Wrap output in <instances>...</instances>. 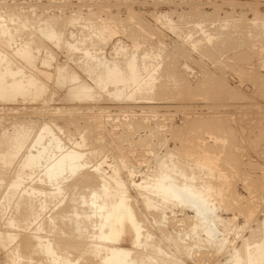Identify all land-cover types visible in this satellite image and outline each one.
Returning <instances> with one entry per match:
<instances>
[{"label":"rangeland","instance_id":"1","mask_svg":"<svg viewBox=\"0 0 264 264\" xmlns=\"http://www.w3.org/2000/svg\"><path fill=\"white\" fill-rule=\"evenodd\" d=\"M0 19V64L3 65L0 66L3 68L8 63L10 67L21 68L22 73L18 76L29 78L33 83L27 84L29 88L23 85V88L17 87L13 90L5 86L2 88L5 92L0 89V154L6 157L0 160V204L4 202L1 196L4 195L6 187L9 190L10 182L18 179L25 183L36 177L35 174L30 180L25 176L32 169L22 167L23 159L29 152L36 151L33 154H37L42 142L47 143V136L50 134L48 132L51 130L61 145L67 146L63 149L73 147L85 151L88 156L85 157L89 161L86 170L96 174V182L103 180L99 179L103 172L106 174L102 177L111 179L109 182L112 181V184L119 177L117 181L122 184L117 185L115 182L116 186H111L112 196H116L113 199L119 197L121 192L128 196L129 202L136 209L137 219L141 222L144 220L147 225L143 224L145 230L154 232V243H160L166 251L175 252L179 246L177 242L189 240L187 253L185 251L181 256L176 255L185 264H232L233 256L235 260H240V264H245V252L241 251L245 245L249 242L253 248L264 242V0H0ZM53 21L55 22L52 23ZM48 24L54 32L57 27V34L60 36L56 34L55 39L43 37L41 31L46 32L48 28L51 30ZM28 35L30 40L33 39L32 42L40 44L41 49L37 47V43H33L34 47L29 44L31 41L29 42ZM23 49H30L29 56ZM85 50L90 52L86 54ZM21 51L26 56L21 55ZM91 57H94V61ZM89 58L91 59L87 60ZM97 59L103 62L95 63ZM132 59L136 66L139 65L137 68L142 75L154 72L152 75L156 79L152 91L138 89L139 92H135L137 88L131 85L126 91L131 93L135 90L132 92L133 96L118 99L107 95L102 87L98 89L85 67L90 63L91 67L96 64L92 68L104 70L108 61L109 65L121 61L123 66L121 63L120 66L127 67ZM102 64L104 65L101 68ZM155 67H158V72L151 70ZM1 71L0 68V73ZM65 71L69 74L73 72L72 75L76 76L79 83L84 82L95 88V94L90 97L92 99L85 96L83 98L80 93L75 92L78 84L74 87L68 80H64ZM3 78L0 77V83L5 81ZM10 79L11 76L8 80ZM40 86L42 87L39 88ZM25 89L27 90L24 91ZM42 127L44 131H48H43L46 135L40 145H37L34 138ZM16 129L17 132H27L23 141L19 140V145L13 137ZM77 141H85V144L77 145ZM20 144L23 145L21 151ZM4 149H7V153ZM169 153L172 154L171 159ZM13 155L15 158L12 162ZM99 162L102 169L97 168ZM199 163H206V166L200 167ZM93 164L97 165L95 168L103 171L96 172ZM172 167L177 169L174 170L175 173ZM181 170H184L187 178L185 174L181 175ZM114 171L117 173L114 174ZM162 171H171L169 174H175L173 177L179 181H188L190 177L193 179L190 174H195L197 180L193 179L192 182L190 179V183L204 181L213 185V189L216 188L208 198L209 210H205L206 221L217 230L211 237L208 238L205 231L199 236H193V240L185 235L196 219L193 204L165 202V207L162 199L139 194L136 183H141L140 180H144L147 174L150 178ZM65 181L68 183V180H64L62 186H66ZM82 183H79L80 186ZM25 186L28 184H22V187ZM48 187L46 186V190ZM77 187L78 191L63 187L66 196L62 203L71 207L74 203L80 204L77 207L81 210L87 206L80 201V194H89L91 188L85 187V184L82 188ZM52 188L54 187L50 189ZM51 190L48 189L47 192H54ZM72 199L79 201L71 203ZM52 200L55 199L52 198L50 203L46 202L48 207L45 205L42 210V202L38 199L37 202H40L36 205V213L41 208L42 212L40 210L38 215H42V219L36 213L32 218L35 216L34 220L39 218L41 222L38 219L36 223L30 217L28 223L32 226L26 224L29 226L27 228L24 224L22 227H25L18 230L6 225L9 216L4 215H12L13 202L10 207L5 208L9 209V212L6 210L8 213L5 210L0 213V248H3L0 250V260L4 259L6 253L11 255V251H15L13 245H10L13 249L7 247L2 239L6 235L2 232L3 229L6 233L13 232L14 229L19 233L24 231L22 233L25 236L27 233L26 237L31 236L34 242L41 241L42 238L43 243L44 239L49 238V232L42 229L41 225L46 216L52 214L58 206L54 209L49 207L52 206ZM155 201L159 205L157 208ZM149 203L155 205L150 206ZM43 211L48 212L46 214ZM140 216L142 220L138 218ZM167 217L169 220H166ZM96 227L89 226L87 235L84 234L86 238L97 230L95 236L92 235L94 238L88 236L86 239L95 244L100 236ZM29 231H33V234L28 235ZM97 233L99 235L96 237ZM166 233L170 236L169 241ZM34 234H39L40 237L37 238ZM113 246L133 248L128 240ZM237 247L243 254L242 256L239 252L242 257L239 259L236 254ZM41 256L35 254V264H47L45 257ZM74 256L76 257L74 253H69V262L75 261ZM11 258L15 259V255L12 254ZM77 262L76 264H84L85 261ZM24 263L28 264V261L25 259L22 264Z\"/></svg>","mask_w":264,"mask_h":264},{"label":"bare ground","instance_id":"2","mask_svg":"<svg viewBox=\"0 0 264 264\" xmlns=\"http://www.w3.org/2000/svg\"><path fill=\"white\" fill-rule=\"evenodd\" d=\"M11 4V3H10ZM8 7V6H7ZM25 15V14H24ZM23 15V16H24ZM22 16V17H23ZM37 16V15H36ZM50 17V16H49ZM35 18V17H34ZM1 20V19H0ZM21 20V19H20ZM23 21L25 19H22ZM52 19H50L51 21ZM41 21V20H40ZM44 21V19H43ZM46 21V20H45ZM49 22V21H48ZM55 21H53L52 23H54ZM21 24V23H20ZM24 24V23H23ZM46 24V23H45ZM50 24V23H49ZM48 24V26L50 27V25ZM222 24V23H221ZM44 25V23H43ZM54 26V24H51ZM31 26V25H30ZM48 26L45 28L47 29ZM52 26V27H53ZM32 27V26H31ZM36 27V25H35ZM56 27V25L54 26ZM53 27V28H54ZM4 28V26H3ZM16 28V27H15ZM14 28V29H15ZM19 28V27H17ZM16 28V29H17ZM51 28V27H50ZM57 28V27H56ZM55 28V32H54V29L49 31V28H48V31L46 30V32L44 31H41L42 33V36L45 37V38H50V39H55L57 38V29ZM31 29V28H30ZM40 29V28H39ZM43 29V28H42ZM23 30V29H22ZM1 31V30H0ZM15 31V30H14ZM52 31V32H51ZM2 32V31H1ZM4 32V31H3ZM17 32V31H15ZM21 32V31H20ZM31 32V31H30ZM35 32V31H34ZM44 32V33H43ZM19 33V32H18ZM17 33V34H18ZM26 33V32H25ZM32 33V32H31ZM59 33V31H58ZM8 34V33H7ZM16 34V35H17ZM21 34V33H20ZM57 34V35H56ZM3 35V34H2ZM5 35V34H4ZM3 35V36H4ZM31 35V34H30ZM7 36V35H6ZM24 36V35H23ZM36 36V35H35ZM60 36V35H58ZM32 37V36H30ZM38 37V36H37ZM37 37H35L37 39ZM23 38V37H22ZM26 38V37H25ZM34 38V37H33ZM60 37H58L59 39ZM28 39H29V42L33 41L30 40L29 38V35H28ZM38 40V39H37ZM44 40V39H43ZM53 42V40H51ZM55 41V40H54ZM28 42V43H29ZM29 43V44H32V46L37 43L36 41L32 42V43ZM34 43V44H33ZM40 43V41H39ZM55 43V42H54ZM58 43V41H57ZM13 44V43H12ZM24 44V43H23ZM38 44V43H37ZM35 44V45H37ZM42 44V43H41ZM47 44V43H46ZM72 45V44H70ZM19 46V45H18ZM28 46V44H27ZM59 46V44H58ZM213 46V45H212ZM34 47V46H33ZM37 47H40L41 49V46L40 44L37 45ZM36 47V48H37ZM74 47V46H73ZM14 48V47H13ZM20 48V47H19ZM22 48V47H21ZM45 48V47H44ZM26 49V48H25ZM24 50V52L26 53V55L29 56L28 52H30V49H27V50ZM34 49V48H33ZM85 49V48H84ZM20 50V49H18ZM17 50V51H18ZM22 50V51H23ZM32 50V48H31ZM21 51V53H22ZM49 51V50H48ZM86 54L88 52H90L89 50H85ZM99 52V51H98ZM18 53V52H17ZM20 53V54H21ZM101 53V52H100ZM183 53V52H182ZM19 54V53H18ZM6 55V54H5ZM21 55H25L24 53H22ZM20 55V56H21ZM25 55V56H26ZM37 55V54H36ZM68 55V54H67ZM96 55V54H95ZM95 55H92V56H95ZM3 56V55H2ZM90 56V55H89ZM97 56V55H96ZM95 56V57H96ZM11 57V56H10ZM99 58V56H97ZM96 57V58H97ZM104 57V56H103ZM12 58V57H11ZM92 58V57H91ZM91 58L87 59V60H90ZM94 58V57H93ZM92 58V61H94ZM3 59V57H2ZM24 59V57H23ZM29 59V58H28ZM52 59V57H51ZM78 59V58H77ZM100 60H102V58H99ZM99 59H97L98 61H95V63L99 62ZM2 61V60H1ZM0 61V62H1ZM5 61V60H3ZM29 61V60H28ZM103 61H104V58H103ZM102 61V62H103ZM114 61V60H113ZM117 61V60H116ZM27 62V60H26ZM51 62V61H50ZM91 62V61H90ZM101 61L99 62V64L102 63ZM122 65V62L119 61ZM126 62V61H125ZM135 61L132 59L128 64H127V67L124 66H120V63L118 62H115L113 63L112 65H109L110 62L108 61L105 62L107 64H105L104 66V70H98V69H95V68H92V67H96V64L91 67L89 66H85L86 67V71L89 72L88 74L90 76H92L91 78H93L92 80L95 81V85L96 87L99 89V87L103 88L104 89V92L106 91L108 94L107 95H113L114 97L120 99V98H124V97H132L133 96V93L134 91L132 90V92L130 93L128 90V86H134L133 88L136 89L135 92H139L142 91V90H147V91H152L153 90V87H155L154 85V79L155 76L152 75L153 73H150V74H147V75H142L141 74V71L139 72L138 70V66H136V62L134 63ZM94 63V62H93ZM112 63V62H111ZM166 63V62H165ZM170 63V62H169ZM5 64V63H4ZM76 64V63H75ZM92 64V63H91ZM100 66L101 68L103 67V65ZM2 65V64H0ZM163 65V64H162ZM3 66V65H2ZM13 66V65H11ZM83 67V66H82ZM81 67V68H82ZM84 67V69H85ZM159 67V66H158ZM158 67L156 68H152L151 70H156L158 69ZM0 68L2 69L1 71V76L4 77L3 79L5 81H3L2 83H0V89L1 91L3 92L4 90H2L3 87L7 86L9 89H16L17 87L19 88H23V85L27 86V84H33L31 83L28 79L29 78H23L22 76H18L20 75V73H22V70L21 68L19 67H10L8 66V63L6 64V66H4L3 68L0 66ZM80 68V69H81ZM98 68V66H97ZM144 68V67H143ZM58 69V68H57ZM150 69V68H149ZM164 69V68H163ZM26 70V69H25ZM42 70V69H41ZM64 70V69H63ZM96 70H98L96 72ZM150 70V71H151ZM40 72V71H39ZM42 72V71H41ZM40 72V73H41ZM66 72V71H65ZM64 72V73H65ZM71 72V71H70ZM158 72V71H157ZM25 73V72H24ZM97 73V74H96ZM73 72L71 74H69V72L67 71L65 73V78L64 80H68L74 87L75 85L78 86V89L77 91L75 92H78L80 93V96L82 95L83 98L84 96L85 97H89V99H92L90 97H92L95 92H94V89L92 86L90 85H86L84 82L82 83H79L80 81H76V76L72 75ZM162 74V73H161ZM157 75V74H155ZM0 76V77H1ZM11 76V79L8 80V78ZM164 76V75H163ZM25 77V76H24ZM37 77V76H36ZM175 77V76H174ZM35 80V78H34ZM63 80V81H64ZM74 80V81H73ZM38 81V80H37ZM61 81V80H60ZM72 81V82H71ZM173 81V80H172ZM35 82V81H34ZM36 83V82H35ZM66 83V82H65ZM43 85V83H40ZM39 84V85H40ZM24 86V88H25ZM35 86V85H34ZM33 86V87H34ZM38 86V85H37ZM166 86V85H165ZM6 87V89H7ZM32 87V85H31ZM42 86H40L39 88H41ZM72 87V86H71ZM128 87V88H127ZM29 88V87H28ZM36 88V87H35ZM34 88V89H35ZM4 89V88H3ZM70 89V88H69ZM68 89V90H69ZM126 89H128L126 91ZM139 89V90H138ZM18 90H22V89H18ZM27 89H25L24 91H26ZM46 90V89H45ZM72 90H73V87H72ZM102 90V89H101ZM162 90V89H161ZM9 93H11L9 90H7ZM23 91V92H24ZM38 91V89H37ZM97 91V90H96ZM127 93H126V92ZM5 92V91H4ZM14 92V91H13ZM18 93L21 92V91H17ZM71 92V91H69ZM75 92H72V93H75ZM17 93V94H18ZM25 93V92H24ZM71 93V94H72ZM77 93V94H78ZM5 94V93H4ZM22 94V93H21ZM67 94V93H66ZM76 94V95H77ZM136 94V93H135ZM16 95V94H15ZM70 95V94H69ZM149 95V94H148ZM7 96V95H6ZM74 96V95H72ZM78 95V97H80ZM112 96V97H113ZM77 98V97H76ZM102 98V97H101ZM109 98V97H107ZM111 98V97H110ZM114 98V99H116ZM4 99V98H3ZM6 99V98H5ZM82 99V97H81ZM113 99V98H112ZM113 99V100H114ZM56 119V118H55ZM68 121V120H67ZM45 122V121H44ZM48 123V122H47ZM10 124V123H9ZM140 125V124H139ZM138 125V126H139ZM19 126V125H18ZM50 126V125H49ZM56 126V125H55ZM64 126V125H63ZM141 126V125H140ZM44 127V125H43ZM42 127L41 131L36 135V141L34 142L35 144L37 145H40L39 143L42 142L43 138L45 137L46 134H44L45 131H48L47 129H45V131L43 130L44 128ZM46 127V126H45ZM47 128V127H46ZM8 129V128H7ZM49 129V127H48ZM58 129V128H57ZM27 130V129H26ZM37 130V129H36ZM62 130V129H61ZM65 130V129H64ZM84 130V129H83ZM15 131V130H13ZM12 131V132H13ZM44 131V132H43ZM50 133L49 134V137L47 136V143H43L39 146V149H37L35 147V149L38 150L37 154H33L31 152H29L27 155L25 156V158L23 159L24 162H23V168L24 166L25 167H29L30 170L32 169L31 173L28 175H25V176H28L29 179L36 174V177H32L33 179L30 181V182H25L28 184V186H25V187H22V184H25V183H21L20 180H14L13 182H10V184L8 185L9 190H7V187H6V190L4 192V195H2L1 197V200L3 199L4 202L2 204H0V213L5 210V208H8L10 207V204L13 202L14 203V209H13V212H12V215L11 214H8V215H4V216H9V219H7V226H10L11 228H16V230L23 228L25 226L22 227V225H26V224H29V219L30 217L32 218V215L36 213V205L41 201L42 202V206H40L41 204H39V206L43 209H45V205L46 207H48L47 203L46 202H49L52 198H54L55 200L53 201V203H51L50 205L52 206H49V207H52L54 209L55 206H57L54 210V212L50 215H47L46 216V219L45 221L42 223V229L44 230H47L49 232V238L47 237L46 239H44V242L42 243V238H41V241L35 239L36 242H34L32 239L31 236H27V233L26 236L23 234L24 231H20V233H22V235L19 233V232H15L13 230V232H10L9 233H6L5 231L2 230V232H4L6 235L4 236V238H2L3 240H5L6 244H7V247L10 245H13L14 247V253H13V250L11 251L10 248H12V246L9 248V250L12 252V254L15 255V259L11 258V255L10 253H4L5 257H3L4 259H1L0 260V264H22V262H24V260L26 259V261H28V264H32L37 261H34V258L35 257V254L38 253L40 255H42L43 257H45V259L47 260V264H59V262H63V264H76L78 263L77 261L79 260H83L85 261L84 264H98L99 262L102 261L101 264H185L182 259H180L178 256L176 255H179L181 256V253H184L187 249H188V242L185 240L183 241L182 243L181 242H177V244H179V246L176 248L177 252L175 253L174 251L171 252V251H166L165 249H163L161 246H160V243L159 244H156L154 243V232L152 233L151 230H145V223H144V220L143 222L139 221L136 217V209H134L133 205L129 202L128 200V196L125 195L123 192H121L122 194L117 197L116 199H113L115 197H113V193H112V188L111 186L112 185H115V182L116 184L117 183H121V182H118L117 180L119 179L116 178H112V180L114 179V183L112 184V181L109 182V180L111 179H105L104 177L102 176H105L106 173H100L102 174L101 178L99 177L100 175L99 172L97 173L99 179H103L102 181H99V182H96L97 180V176L96 174H94L92 171V173L90 172V170H86L87 168V165L89 163L88 159L86 157H88L86 154H85V151H81V149H75V148H67V149H63V147H67V146H62L61 143H60V140L58 139L57 136H55V133H53L51 130H49ZM56 131V130H55ZM8 132V131H7ZM27 132H25V130H18L17 132V129H16V135L13 136L14 139L17 140V144L19 145V140L22 139L23 141V138L25 137V134ZM13 134V133H12ZM90 134V133H89ZM11 135V134H10ZM65 135V134H64ZM3 136V135H1ZM84 135H82L83 137ZM88 136V135H87ZM13 137L11 138L12 141H13ZM27 137V135H26ZM29 138V137H28ZM84 138V137H83ZM85 140V139H84ZM121 140V139H120ZM7 141V140H6ZM15 141V140H14ZM28 141V140H26ZM82 141V140H81ZM3 142V141H2ZM33 142V141H32ZM37 142V143H36ZM85 142V141H84ZM83 142V143H84ZM8 143V142H7ZM13 143V142H12ZM23 143V142H22ZM77 141L76 144L77 145H81L80 142ZM82 143V144H83ZM6 144V142H5ZM15 145V143H13ZM32 144V143H31ZM63 144V143H62ZM85 144V143H84ZM4 146V144H2ZM73 145L74 142H73ZM17 146V145H16ZM21 146V144H20ZM23 146V145H22ZM22 146H21V149L20 151L22 150ZM70 146V145H69ZM68 146V147H69ZM72 146V145H71ZM5 147V146H4ZM14 147V146H13ZM76 147V146H74ZM81 147V146H79ZM86 147V146H85ZM17 149V147H14ZM19 148V147H18ZM32 148V147H31ZM12 149V147H11ZM92 149V148H91ZM7 153V149H4ZM10 151V149H8ZM14 150V149H12ZM18 152H19V149H17ZM29 150V149H28ZM8 151V152H9ZM15 151V150H14ZM13 151V152H14ZM90 151V150H89ZM2 152V150H1ZM12 152V151H11ZM5 153V154H6ZM17 153V151H16ZM15 153V154H16ZM87 153V152H86ZM100 153V152H99ZM194 153V152H193ZM10 154V152H9ZM8 154V155H9ZM13 154V153H11ZM168 154V153H166ZM205 154V153H204ZM1 155V154H0ZM7 155V156H8ZM86 155V157H85ZM170 159H171V155L170 154ZM2 157L4 156L3 154L1 155ZM0 156V157H1ZM14 156V155H13ZM181 156V155H180ZM9 157V156H8ZM7 157V158H8ZM93 157V156H92ZM98 157V156H97ZM162 157V156H161ZM178 157V156H177ZM196 157V156H195ZM206 157V156H205ZM6 157L4 156L3 158H1L0 160L2 161V159H5ZM13 158L12 157V162H13ZM168 158V156L166 157ZM22 159V158H21ZM165 159V157H164ZM163 159V160H164ZM169 159V160H170ZM177 159V158H176ZM7 160V159H6ZM196 160V159H195ZM216 160V159H215ZM9 161V159H8ZM11 161V160H10ZM20 161V160H19ZM168 161V160H167ZM95 162V161H94ZM102 162V161H101ZM101 162H99L97 168H101L102 169V166H100ZM170 162V161H169ZM207 162V161H206ZM7 163V162H5ZM103 163V162H102ZM165 163V161H164ZM172 163V162H171ZM170 163V164H171ZM218 163V162H217ZM21 164V163H20ZM115 164V163H114ZM166 164V163H165ZM164 164V165H165ZM169 164V163H168ZM168 164H166L168 166ZM206 164V163H205ZM205 164L203 163H199L198 165L200 167H204L206 166ZM165 165V166H166ZM183 165V164H182ZM94 166V164H93ZM94 166V168L96 167ZM114 166V165H113ZM172 166H174L176 168V165L172 164ZM188 166V165H187ZM92 167V166H91ZM169 168H171L170 166H168ZM167 167V168H168ZM174 167H172V170H177V169H173ZM214 167V166H212ZM5 168V167H4ZM37 168V169H36ZM93 168V169H94ZM95 168L94 170H96V172L100 169H97ZM181 168V167H180ZM39 169V170H38ZM21 170H24V169H21ZM20 171V173H23V171ZM29 170V172H30ZM86 170V171H84ZM93 170V171H94ZM106 170V169H105ZM115 170V169H113ZM171 170V169H169ZM222 170V169H221ZM2 171V170H1ZM18 171V172H19ZM84 171V173L82 172ZM101 171V170H100ZM103 171V170H102ZM101 171V172H102ZM118 171V170H117ZM133 171V170H132ZM179 171V170H178ZM209 171V170H208ZM211 171V170H210ZM28 172V171H27ZM95 172V173H96ZM171 172V171H169ZM169 172H161V174H158L157 176H155L154 174V177L153 175L149 178L148 177V174H147V177L144 176V180H140L142 181L141 183H136L137 184V187H135V189H137V191H139V194H142L143 195H148L147 197L150 198L151 195L153 196H156L158 198V200H161L162 199V202L163 204L166 202V203H172V202H176V203H180V204H185V203H190V204H193L192 206L194 207V211H195V222L193 223V227L191 228V230H187L184 231L186 232L185 235L188 236V238L190 237L191 239L193 238V236H199L203 233V231H205L207 233V237H211L213 234H214V231L215 229H213L212 225L210 223H208V221H206V217H205V210H207L208 208V204H209V201H208V198L209 195L213 192V190H216L213 189V185L209 184V183H205L204 181L203 182H200V183H197V181H195L194 183H190L193 179H196L197 180V177L195 174H190L192 175V178L190 177L191 181H189L190 179H185L184 181H179L177 178L173 177V175L169 174ZM176 171H174L175 173ZM181 175L185 174L184 170H181ZM179 172V173H180ZM189 172V171H188ZM225 172V171H224ZM18 173V174H20ZM117 173L114 171V174ZM131 173V172H130ZM158 173V172H157ZM200 173V172H199ZM113 174V172H112ZM201 174V173H200ZM198 174V175H200ZM21 175V174H20ZM109 175V174H108ZM180 175V174H179ZM186 175V174H185ZM19 176V175H17ZM23 176V175H22ZM78 176V178H77ZM107 176V175H106ZM112 176V175H111ZM115 176V175H114ZM150 176V175H149ZM1 177V176H0ZM21 177V176H20ZM76 177V179H75ZM109 177V176H108ZM106 177V178H108ZM188 176L186 175V178ZM202 177V176H200ZM206 177V176H205ZM224 177V176H223ZM34 178H36L34 180ZM131 178V177H130ZM133 178V176H132ZM181 178V177H180ZM184 179V176L182 177ZM211 178V176H210ZM4 179V178H3ZM22 179V177H21ZM28 179V178H27ZM142 179V178H141ZM222 179V178H221ZM224 179V178H223ZM26 180V179H25ZM64 180H68L66 183V181L64 183H66L65 185L66 186H62L64 185L63 184V181ZM69 180H70V184H69ZM133 180V179H131ZM8 181V180H7ZM24 181V179H23ZM98 181V180H97ZM120 181V180H119ZM134 181V180H133ZM187 181V182H186ZM83 182V183H82ZM85 182V183H84ZM193 182V181H192ZM79 183H82V186L83 184H85V187H88V188H91L90 192H88L89 194H84V192H82L80 194V197L82 200H80L84 205H86L87 207L84 206V209L81 208V210L79 209V205H77V203L75 204H71L73 202H77L79 201L78 199L75 201V199H72L70 200V202L67 201V203H70L72 205L71 206H68L69 204H63V199L64 197L66 196L65 194V188H72V191H75L74 189L78 188L77 186L81 187ZM99 183V184H97ZM131 183H135V182H132ZM39 184V185H38ZM47 184H50V185H47ZM111 184V185H110ZM122 184V183H121ZM135 184V185H136ZM119 185V184H117ZM24 186V185H23ZM46 186H53L54 188H52V190H54V192H47V190H51L49 187L47 188L46 190ZM116 186V185H115ZM114 186V187H115ZM124 186V184H123ZM3 187V186H2ZM22 187V188H21ZM65 187V188H63ZM113 187V189H114ZM119 187V186H118ZM131 187V186H130ZM79 188V189H81ZM122 188V187H121ZM120 188V190H121ZM84 189V188H83ZM119 189V188H118ZM125 189H126V184H125ZM51 190V191H52ZM67 190V189H66ZM71 190V189H70ZM77 190V189H76ZM85 190V189H84ZM120 190H117L120 192ZM124 190V189H123ZM122 190V191H123ZM78 191V190H77ZM80 191V190H79ZM114 191V190H113ZM130 191V190H129ZM86 192V191H85ZM115 192V191H114ZM219 192V191H218ZM73 193V192H72ZM71 193V194H72ZM117 193V192H116ZM125 193H128L127 191H125ZM69 194V193H68ZM79 194V193H77ZM119 194V193H117ZM73 195V194H72ZM116 195V194H114ZM75 196V195H74ZM73 196V197H74ZM130 196V195H129ZM132 196V195H131ZM152 196V197H153ZM212 196V195H211ZM68 197V196H67ZM71 197V198H73ZM146 197V199H147ZM75 198V197H74ZM78 198V197H77ZM38 199H40L39 202ZM69 199V198H68ZM145 199V198H144ZM152 199V198H151ZM155 199V198H154ZM67 200V199H66ZM131 200V199H130ZM51 201V202H52ZM136 201V200H134ZM133 201V202H134ZM147 201V200H146ZM150 201V200H148ZM154 201V200H153ZM37 202V203H36ZM80 202V203H81ZM152 202V201H150ZM158 202V201H157ZM50 203V202H49ZM61 203L64 205L62 206ZM65 203V202H64ZM137 203V202H136ZM135 203V204H136ZM156 203V201H155ZM187 203V204H188ZM150 206H154L153 204L149 203ZM158 203H156L155 205V208H157L156 206H159L157 205ZM160 204L163 205L160 201ZM185 204V205H187ZM188 204V205H190ZM13 205V204H12ZM60 205V206H59ZM83 206V205H82ZM136 206V205H134ZM165 206V204H164ZM38 207V206H37ZM39 207V208H40ZM137 207V206H136ZM161 207V206H160ZM166 207V206H165ZM168 207V206H167ZM40 208V210H41ZM159 208V207H158ZM169 208V207H168ZM46 209H49V208H46ZM51 209V210H53ZM152 209V208H151ZM160 209V208H159ZM7 211L9 209H6ZM4 211V212H7V211ZM39 210V212H40ZM41 210V212H42ZM164 210V208H163ZM209 210V209H208ZM207 210V211H208ZM12 211V210H11ZM10 211V212H11ZM38 211V210H37ZM50 211V209L48 210ZM48 211H43L44 213L48 212ZM151 211V210H150ZM157 211V210H156ZM162 211V210H161ZM211 211V210H210ZM9 212V211H8ZM7 212V213H8ZM38 212V213H39ZM159 212V211H158ZM5 213V214H7ZM38 213H36L38 215ZM165 213V212H164ZM172 213V212H171ZM43 214V213H42ZM47 214V213H46ZM138 214V213H137ZM156 214V213H155ZM159 214V213H158ZM162 214V212H161ZM1 215V214H0ZM45 215V214H44ZM43 215V216H44ZM163 215V214H162ZM160 215V216H162ZM11 216V217H10ZM40 216V215H38ZM139 216V215H138ZM164 216V215H163ZM162 216V217H163ZM37 217V216H36ZM42 217V215L40 216V218ZM45 217V216H44ZM2 219H4L3 217H1ZM139 219L141 218L138 217ZM33 219V218H32ZM34 219L35 216H34ZM33 219V220H34ZM39 219V218H38ZM37 219V220H38ZM42 219V218H41ZM155 219V218H154ZM159 219V217H158ZM37 220L34 222L37 223ZM142 220V218H141ZM166 220H169L168 217L166 218ZM40 221V219H39ZM161 221V220H160ZM3 222H5V219L3 220ZM33 222V223H34ZM41 222V221H40ZM157 222V221H156ZM31 222V224H33ZM1 224H3L5 226L4 223H2L1 221ZM145 226H144V225ZM36 225V224H35ZM34 225V226H35ZM39 225V224H38ZM150 225V224H149ZM192 225V224H191ZM211 225V226H210ZM29 226H32L29 224ZM26 225V228L29 227ZM40 226V227H41ZM89 226L90 227H96V229L98 228V233H100V236L97 237L99 234L97 233L96 237L100 239V242H98L97 240V244L94 243H91L90 241H87L86 239H88L87 237L90 236L88 235L86 238L84 236L87 235V232H88V229H89ZM163 226V225H162ZM166 226V225H164ZM39 227V228H40ZM149 227V226H148ZM215 227V226H214ZM3 228V227H2ZM5 228V227H4ZM34 228V227H33ZM160 228V227H159ZM166 228V227H165ZM216 228V227H215ZM29 229V228H28ZM41 229V228H40ZM147 229V227H146ZM24 230V229H23ZM32 230V229H31ZM94 232V229H90ZM167 230V229H166ZM36 231V230H35ZM37 231H39L37 229ZM43 231V230H42ZM86 231V232H85ZM202 231V232H201ZM217 231V230H216ZM215 231V232H216ZM15 232V233H14ZM85 232V233H84ZM95 232H97V230H95ZM95 232L92 234L95 236ZM30 231L28 232V235L30 234H33V231L32 233H30ZM37 233V232H36ZM205 233V234H206ZM3 234V233H2ZM90 234V233H89ZM167 234V233H166ZM171 234V233H169ZM25 237H24V236ZM91 235V236H92ZM179 235V234H177ZM184 235V234H183ZM210 235V236H208ZM35 236V234H34ZM90 236V237H91ZM35 237H40L39 234L38 236L36 235ZM34 237V238H35ZM169 235L167 234V237L168 238V241H169ZM45 238V237H44ZM91 238H94L93 236ZM176 238V237H175ZM197 238V237H196ZM94 239V240H95ZM190 239V240H191ZM90 240V239H89ZM125 240H128L130 242V245L133 246V248H120V247H115L113 246L114 244L116 243H120V242H124ZM158 240V239H157ZM193 240V239H192ZM191 240V241H192ZM196 241V240H194ZM1 242V241H0ZM4 242V244H5ZM173 242V241H172ZM195 243V242H194ZM162 244V242H161ZM244 244V243H243ZM249 244V242H248ZM245 245L244 249L241 250L243 251L244 255H245V258L243 257V259H245V264L247 262V264H264V242L261 244H258V241H257V244H254V246L256 245V247H253L251 248L252 246L249 244V245ZM251 244H253L251 242ZM192 245V244H191ZM251 246V247H250ZM1 247V246H0ZM141 247V249H140ZM240 247V246H239ZM242 247V246H241ZM242 247V248H243ZM174 248V247H173ZM190 248V247H189ZM236 248V247H235ZM234 248V249H235ZM3 249V248H0V250ZM13 249V248H12ZM233 249V250H234ZM237 250H238V247H237ZM236 250V251H237ZM6 251V249H5ZM9 251V252H10ZM112 251V253L110 252ZM240 250H238V253L237 254V257L238 259L239 258H242L239 254V252L241 253ZM2 252V251H1ZM8 252V251H6ZM105 255L103 256L102 254ZM110 254H109V253ZM234 254H235V251H233ZM69 253H74L76 255V257L74 256V259L75 261L74 262H69L68 260V255ZM187 253V251H186ZM235 254V255H236ZM242 254V253H241ZM34 255V256H33ZM37 256V255H36ZM39 256V255H38ZM41 256V257H42ZM73 256V255H72ZM72 256H69V257H72ZM243 256V254H242ZM40 257V256H39ZM231 257V256H230ZM236 257V258H237ZM36 258V257H35ZM73 258V257H72ZM183 258V256H182ZM234 258V259H233ZM233 262H229V263H232V264H240V260H235V256H233ZM38 259V257H37ZM40 259V258H39ZM71 259V258H70ZM98 259H100L101 261H97ZM230 259V258H229ZM241 259V262L242 260ZM73 261V260H71ZM39 262V261H38ZM46 262V261H45ZM93 262V263H92ZM37 263V262H36ZM25 264V263H24ZM42 264V263H41ZM100 264V263H99Z\"/></svg>","mask_w":264,"mask_h":264}]
</instances>
